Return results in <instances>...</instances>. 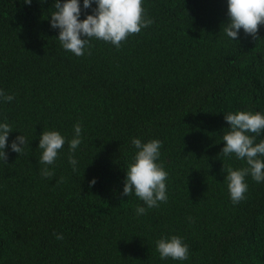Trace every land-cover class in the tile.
Instances as JSON below:
<instances>
[{"label": "trees", "instance_id": "trees-1", "mask_svg": "<svg viewBox=\"0 0 264 264\" xmlns=\"http://www.w3.org/2000/svg\"><path fill=\"white\" fill-rule=\"evenodd\" d=\"M54 2L0 0V91L14 97H0V123L13 131L0 158V264H264V181L247 175L233 204L227 169L248 165L221 153L225 115H264V24L256 39L241 29L233 41L227 0H142L150 25L119 48L90 38L76 56L50 26ZM79 3L80 20L97 7ZM44 131L65 138L53 165L39 163ZM19 135L21 154L11 150ZM134 138L162 142L158 207L121 195ZM262 140L264 130L254 145ZM172 236L187 260L161 259L156 242Z\"/></svg>", "mask_w": 264, "mask_h": 264}, {"label": "clouds", "instance_id": "clouds-1", "mask_svg": "<svg viewBox=\"0 0 264 264\" xmlns=\"http://www.w3.org/2000/svg\"><path fill=\"white\" fill-rule=\"evenodd\" d=\"M32 0H24V3L31 4ZM93 2L97 5L93 9V14H89L85 19L80 20L81 6L79 0H55L50 20L53 29H59L58 40L62 47L75 54L84 55L85 47L90 38H97L105 42H110L117 48L121 42L129 35L137 34L143 27H147L153 21L145 19L142 0H83V8L89 9ZM228 22L224 28L226 35L233 41L238 39V34L243 29L246 35H251L256 39L258 26L264 24V0H227ZM83 37V38H82ZM0 97L5 102H11L14 97L5 95L0 91ZM225 121L230 126V131L223 136L226 142L221 153L228 157L231 154L239 159H246L248 167L233 170L227 169L225 179L228 182V189L233 204L239 203L245 198L248 185L245 177L251 175L256 182L264 181V161L259 156H264V140L254 145L256 136L264 130V115L257 112L255 114L240 111L235 114L229 113L224 116ZM82 127L79 123L74 125V138L69 142V163L76 171L77 160L71 155L81 144ZM13 132L8 123H0V158L7 162V154L4 151L9 133ZM247 133L255 135L250 136ZM26 138L19 135L11 143V150L21 154ZM65 144V138L57 131H44L39 139L38 147L43 150L39 163L43 165H53L58 151ZM132 144L138 150L134 161L129 164L126 171L122 196H135L144 202L147 208L158 207L159 202L167 201L165 181L168 173L162 165L156 161L160 156L162 142L151 140L141 143L140 139H133ZM41 174L49 178L53 173L44 167ZM96 180L89 183L93 186ZM146 213L145 207L137 206L136 214ZM191 219V218H189ZM58 240L63 239L62 234L56 236ZM157 251L161 259L172 258L173 260L184 261L188 259V246L183 243L178 236L170 239L161 238L156 242Z\"/></svg>", "mask_w": 264, "mask_h": 264}]
</instances>
